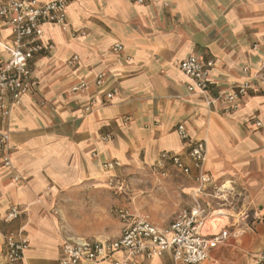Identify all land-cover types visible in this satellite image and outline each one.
Returning <instances> with one entry per match:
<instances>
[{
    "label": "crops",
    "instance_id": "obj_1",
    "mask_svg": "<svg viewBox=\"0 0 264 264\" xmlns=\"http://www.w3.org/2000/svg\"><path fill=\"white\" fill-rule=\"evenodd\" d=\"M67 16L70 31L79 34L45 27L44 43L53 49L31 61L38 89L24 96L11 116L14 169L3 167L0 160V264L2 235L21 226L30 239L24 264H59L62 218L81 219L77 228L67 221L66 236L72 240L117 239L120 221L116 238L114 225L104 234L80 229L108 207L102 164L116 160L126 167L139 163L153 168L161 153L186 158L187 146L176 132L180 124L191 137L207 141L206 171L212 186L233 177L243 180L251 164L264 163V94L252 91L238 112L225 115L221 104L209 108L204 99L190 97L188 80L174 65L192 54L212 60L213 95L252 75L264 60V0H144L141 5L135 0H68ZM0 35L5 42L12 39L7 27ZM116 43L123 46L119 54L112 51ZM73 56L79 60L67 64ZM100 74L105 78L97 87L94 80ZM81 83L86 89L71 92ZM114 89L118 94L112 104L102 105L105 94ZM92 99L96 105L88 113L85 108ZM252 119L263 127L245 130ZM106 134L112 136L109 143L101 140ZM167 171L192 186L193 201L197 186L192 178L172 168ZM15 175L21 177L19 182ZM14 206L25 213L5 225L2 218ZM223 211L234 220L249 214V230L238 238L239 247L231 249L230 239L214 250L213 261L255 264V254L264 247V197L256 199L251 212ZM170 260L165 254L150 264Z\"/></svg>",
    "mask_w": 264,
    "mask_h": 264
},
{
    "label": "built area",
    "instance_id": "obj_2",
    "mask_svg": "<svg viewBox=\"0 0 264 264\" xmlns=\"http://www.w3.org/2000/svg\"><path fill=\"white\" fill-rule=\"evenodd\" d=\"M141 5L144 0H135ZM68 0H0V30L9 28L11 38L4 41L0 35V160L5 168L14 169L10 144V121L14 108L22 104V99L38 89L39 83L33 75L31 61L35 55L53 49L44 43L45 27L59 28L76 37L79 32L70 31L68 24ZM85 36V32H81ZM256 49V47H254ZM112 51L119 54L123 46L116 43ZM79 60L73 56L67 64L74 65ZM176 68L187 78V91L190 96L205 100L211 108L221 104L225 115L239 111L243 101L254 90L264 94V60L260 68L242 82H232L225 91L213 95L210 91V72L214 68L212 60L192 54L175 62ZM247 74L248 69L244 68ZM105 75H98L94 84L101 87ZM81 83L71 88V92L86 89ZM118 94L114 89L105 94L102 105H111ZM96 101L91 100L85 108L93 112ZM178 137L187 146L186 158L179 155L161 153L153 164L154 171L162 176L172 168L182 175L192 178L196 184L194 203L180 210L174 220L165 228L153 224L149 216L132 213L126 207H116L111 212L122 223L120 236L106 242L86 239H63L59 264H150L165 254H170L169 264H216L211 254L230 239H238L249 230L246 224L249 214H242L239 220L230 218L223 210H229L223 196L210 193L216 188L213 179L206 171L208 146L205 139L191 137L185 125L176 128ZM105 143L112 140L111 134L101 137ZM121 165L118 161H106L102 168L115 170ZM19 182L21 177L14 176ZM211 190L209 191V188ZM216 190V189H215ZM200 196H207L201 200ZM225 197V195H224ZM221 201V203H215ZM228 201V200H226ZM219 206L218 208H215ZM25 210L11 207L2 218L5 225L17 221ZM228 220V224H212V221ZM231 219V222L229 223ZM3 264H24L25 255L30 248L26 227L21 226L14 232L4 233ZM255 264H264V248L255 254Z\"/></svg>",
    "mask_w": 264,
    "mask_h": 264
},
{
    "label": "rangeland",
    "instance_id": "obj_3",
    "mask_svg": "<svg viewBox=\"0 0 264 264\" xmlns=\"http://www.w3.org/2000/svg\"><path fill=\"white\" fill-rule=\"evenodd\" d=\"M254 126H257V121L252 119L244 125V128L253 132ZM262 127L263 123L256 128ZM250 166L252 169L247 176L243 177V180L235 177L224 179V182H218L216 188L210 191V193L223 196L222 202L226 198L228 201L225 200V204L229 210L234 212L249 210L251 212L256 205V199L260 195L264 197V170L259 171L264 168V163L256 162V165L251 164ZM149 167V164L140 166L137 163L127 167L121 164L119 168L112 171L103 169V183L108 188V207L104 211L100 209L96 216L92 215L90 219H85L87 220L86 226L80 224V229L98 230L104 234L106 228L114 225V229L116 228L114 238H116L119 234V220L111 212L116 207H126L136 214L149 216L151 220H156L161 226H168L174 220L177 212L191 203L192 186L180 176L170 174L168 171L166 176H162L160 172L154 171L151 167L149 169ZM227 182H231V188L223 189ZM257 188H261V190L258 191ZM221 201H215V203H221ZM237 219L235 216V220ZM80 220L67 219L72 228H77ZM67 221L62 218V237L64 239L68 238L66 230L70 227ZM219 224V226L224 225V222ZM238 240L234 239L230 242L231 249L241 245Z\"/></svg>",
    "mask_w": 264,
    "mask_h": 264
},
{
    "label": "bare ground",
    "instance_id": "obj_4",
    "mask_svg": "<svg viewBox=\"0 0 264 264\" xmlns=\"http://www.w3.org/2000/svg\"><path fill=\"white\" fill-rule=\"evenodd\" d=\"M229 185H230V183H227L226 186H224L223 188L226 189V187H229ZM219 220H220V218H218L217 220L215 219L212 224H218V222H222V221H219Z\"/></svg>",
    "mask_w": 264,
    "mask_h": 264
}]
</instances>
